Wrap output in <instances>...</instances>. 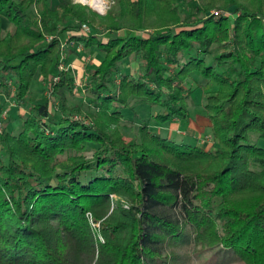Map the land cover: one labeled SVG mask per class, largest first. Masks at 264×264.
I'll use <instances>...</instances> for the list:
<instances>
[{
  "label": "trees",
  "instance_id": "16d2710c",
  "mask_svg": "<svg viewBox=\"0 0 264 264\" xmlns=\"http://www.w3.org/2000/svg\"><path fill=\"white\" fill-rule=\"evenodd\" d=\"M110 1L101 16L74 0H0V264H182L208 253L264 264V149L252 144L264 138V0ZM63 35L100 54L86 104L71 102ZM130 58L140 76L120 70ZM195 74L211 89L210 147L152 128L190 118ZM39 77L50 97L31 103ZM134 100L160 112L130 141Z\"/></svg>",
  "mask_w": 264,
  "mask_h": 264
},
{
  "label": "rangeland",
  "instance_id": "374dc122",
  "mask_svg": "<svg viewBox=\"0 0 264 264\" xmlns=\"http://www.w3.org/2000/svg\"><path fill=\"white\" fill-rule=\"evenodd\" d=\"M75 3L79 4L74 0ZM105 1V0H104ZM110 1V0H109ZM106 2V1H105ZM111 5L112 2L110 1ZM82 5V4H81ZM110 5V7H111ZM84 6H88L93 11L101 16L106 15V13H99L95 7L90 3H85ZM110 9V8H109ZM106 10V9H105ZM107 11V10H106ZM6 24V23H5ZM69 35H63L62 39L64 44L62 46V56L66 63L61 64L62 70L70 69L75 77V97L71 99L74 104H86L85 99H87L86 89L89 88V73L90 69H94L100 64V54L95 49L86 50L83 45L76 44L74 42H67ZM71 49V51H70ZM74 50L72 54H70ZM143 62L136 58H130L120 65V70L123 74L127 72L133 77L140 76L142 74ZM128 67V69H127ZM56 79L55 82H58ZM199 86L192 95L190 100L189 114L190 118L187 121L174 120L172 123L168 124H156L152 122L153 131L178 144L184 143L189 145L199 144L210 147L213 144L210 122L206 113L204 112V105L208 94L211 89L204 86L203 80L198 74L192 77V80L188 83V89H192L195 86ZM49 86L46 81H43L41 77L37 78L34 83L31 93L29 94L28 100L31 103H44L49 100ZM3 100V99H2ZM11 109L6 111L4 114V123L8 130L18 129L19 123L16 122L18 118L17 106L14 101L9 102ZM87 108V106H85ZM160 109L158 107H151L141 100H134L133 106L130 110H125V116L127 125L122 127V131L128 140L132 141L137 135L141 124L147 120H152L153 117L159 114ZM136 116V117H135ZM85 116H76V119L85 120ZM134 122V124L132 122ZM180 121V122H178ZM138 137V136H137ZM184 137V138H183ZM253 145L264 149V138L255 136L252 142ZM180 254L183 253L182 250L178 251ZM182 264H243L234 260L233 258H225L224 255H216L215 253H208L203 259H198L196 257H191L190 261H184L182 259Z\"/></svg>",
  "mask_w": 264,
  "mask_h": 264
},
{
  "label": "built area",
  "instance_id": "2783aa9c",
  "mask_svg": "<svg viewBox=\"0 0 264 264\" xmlns=\"http://www.w3.org/2000/svg\"><path fill=\"white\" fill-rule=\"evenodd\" d=\"M105 1L104 0H100V2H101V10L100 9H96L100 14L101 13H106L109 10V8H110V5H111L110 1L109 0H105ZM77 2L79 4H82V5H85V3H87V2H84V0H78ZM83 30H84L85 33H88L90 31L87 26H85Z\"/></svg>",
  "mask_w": 264,
  "mask_h": 264
},
{
  "label": "bare ground",
  "instance_id": "6f19581e",
  "mask_svg": "<svg viewBox=\"0 0 264 264\" xmlns=\"http://www.w3.org/2000/svg\"><path fill=\"white\" fill-rule=\"evenodd\" d=\"M84 2L90 3L96 9L101 10V2L100 0H84Z\"/></svg>",
  "mask_w": 264,
  "mask_h": 264
},
{
  "label": "crops",
  "instance_id": "0c3cea01",
  "mask_svg": "<svg viewBox=\"0 0 264 264\" xmlns=\"http://www.w3.org/2000/svg\"><path fill=\"white\" fill-rule=\"evenodd\" d=\"M178 122H180V121H178ZM183 122V121H182ZM184 138V137H183ZM200 145V144H199ZM202 145V144H201Z\"/></svg>",
  "mask_w": 264,
  "mask_h": 264
}]
</instances>
